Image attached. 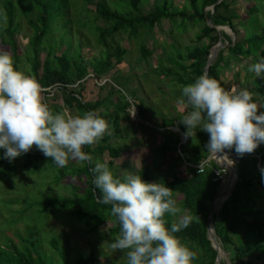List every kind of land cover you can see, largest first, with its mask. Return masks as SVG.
Returning <instances> with one entry per match:
<instances>
[{"label": "trees", "instance_id": "obj_1", "mask_svg": "<svg viewBox=\"0 0 264 264\" xmlns=\"http://www.w3.org/2000/svg\"><path fill=\"white\" fill-rule=\"evenodd\" d=\"M242 1L244 0H223L219 3V0H188V10L176 8L169 0H159L152 11L145 13L142 11V0H127L129 9L127 8L126 12L114 11L104 0H84L82 5L78 2L72 5L70 0H0V43L10 50L16 66L24 71L20 65L22 57L16 39L20 25L17 21L19 10L33 29L27 46L28 52L24 56L30 67L24 72L36 77L42 86V94L51 95L52 91L56 90L52 97L60 94L63 100L61 105L49 106L50 109L57 112L67 106L72 112L83 114L89 110L98 113V110L104 107L106 113L98 114L118 128L122 117L129 116V110L133 105L141 117L145 116L148 110L144 102L135 95V91L124 95L121 90H116L108 98L90 106L85 102L83 93L87 78L101 80L116 65L124 62L128 50L119 44L118 39L122 34L128 33L132 37H137L142 31L144 35L153 37L155 28L164 20L171 22V34L175 29L183 32L187 23L197 28V34L192 46L180 50L174 46V56L159 59L157 70L159 76L173 81L181 91L182 86L194 82L206 71L211 50L222 43L225 47L219 50L208 74L228 88L222 74L235 69L236 84L248 89L257 101L264 102V76H257L254 71L249 70L251 64L264 59V29L256 31L249 28L245 26L246 21L243 19L244 15L248 19L254 16L258 17L260 22V16L264 13V0H251L254 5L250 11L240 14ZM91 6H94V9ZM212 7H215L214 11L210 9ZM73 9L78 13L74 14ZM93 14L105 23L104 27H97L94 24V28H91L97 32L96 40L103 50L99 57L88 59L83 55V48L86 46L83 44L84 41L79 40L78 47L71 51L74 42L71 39L70 26L76 24L79 28H88L89 23L95 21L93 17H89ZM251 25L253 26L252 23ZM219 27L230 28L236 40L233 41L232 37L226 31L219 30ZM91 29L90 31H93ZM242 29L248 32L243 33ZM68 32L70 39L67 37ZM55 36L60 38L61 45L66 46L61 55L57 53L56 42H52ZM140 47L145 56H152L154 50L150 51L145 42ZM124 80V78L121 80L119 75L112 76V82L119 81L129 86V82ZM114 94L120 102L112 98ZM129 99H133L134 103H130ZM112 105L115 108L110 112ZM191 110L190 105L184 106L186 114ZM182 119L183 117H173L165 118L162 122L157 121L160 122L165 137L161 154L163 158H172L178 168L174 175L161 182L173 189V197L180 213L192 217L190 226L175 235L196 252L193 264H216L218 254L208 238V220L214 200L224 188L222 184L214 182V169L218 168L215 163H211V168L203 174H198L192 167L208 159L206 145L210 134L199 128L194 129L193 137H189L185 145H180V135L171 129L177 128L185 136L187 126L180 121ZM110 139L111 137L104 136V144L98 146L96 154L108 153L109 160L106 163L112 170L123 153L121 149L109 143ZM93 146L94 144L85 145L83 150L94 156ZM232 151L235 152L234 148ZM25 155L23 166H29L37 161L39 171L43 172L46 163L51 161L54 165L52 169L56 171L59 169L51 158L46 157L35 146ZM19 157L10 163L1 159L0 168L6 166V163L10 164L7 171L10 175H16ZM86 164L89 180L83 195L44 199L37 202V206L43 213L57 207L69 210L73 217L81 219L92 232L106 222L112 221L109 234L111 237H117L120 234V224L116 217L111 215L112 205L101 202L103 194L94 184V173L91 168L95 166V161ZM261 167H264L262 144L255 152L240 156V163L235 166L239 175L236 188L214 215L216 236L228 253L231 264H264V178L260 172ZM59 172L57 183L69 176L63 170ZM5 175L6 178H10L9 174ZM142 177L145 181L153 182V177H150L148 172ZM76 188L81 190L79 186ZM32 206L26 209L23 206L24 211H21V214H27ZM164 219L170 228L174 223V216L166 213ZM27 229L29 231L25 235L26 238L22 239L23 244L11 238L0 246V264H57L40 253L38 226L33 224ZM51 242L58 250L61 264H98L94 254L79 255L77 260L71 263L59 242L55 239ZM104 264L120 263L107 259ZM221 264H227L225 258L221 260Z\"/></svg>", "mask_w": 264, "mask_h": 264}, {"label": "rangeland", "instance_id": "obj_2", "mask_svg": "<svg viewBox=\"0 0 264 264\" xmlns=\"http://www.w3.org/2000/svg\"><path fill=\"white\" fill-rule=\"evenodd\" d=\"M70 1L72 5L75 4V2L82 5L84 2V0ZM104 1L114 11L126 12L128 11L127 8L129 9L126 3L127 0ZM169 1L178 9H188V0ZM158 2L159 0H142V11L145 13L152 11ZM253 5L254 2L251 0L242 1L240 14L243 12L245 13V11L249 12V9ZM91 8L94 9V6H91ZM72 11L74 14L78 13L76 9ZM72 16L74 17V15ZM89 17H93L95 21L92 24L89 23L88 28H79L76 24L70 26V35L74 42V48H72L71 51H74V49L78 47L77 43L79 40L84 41L85 43L83 44H86V46L83 48V55L88 59L91 57H99L103 50V47L97 43V32L91 28L94 24L97 27L105 26V23L102 20H98L94 14ZM243 19L246 21V23L244 22L245 26L249 28H254L256 31L264 29V13L260 16V22L258 21V17L254 16L248 19V17L244 15ZM17 21L20 23L16 34L19 54L22 57L20 65L22 69L27 72L26 69L29 68L30 65L24 56L28 52L27 46L29 45L33 29L28 24V21L22 17L19 10H17ZM179 22L180 21H178V23ZM90 29L93 31H90ZM171 29V22L164 20L155 28L153 37L144 35L142 31L137 37H132L128 33L122 34L118 39L119 44L128 50L124 62L120 65H116L114 69L104 75L101 80H96L93 77L87 78L83 93L85 102L88 105L94 106L97 101L108 98V96L115 93L116 90H121L124 95L135 91V95L144 102L148 110L145 116L141 117L139 114L138 116H133L131 114L133 108H135L133 105L129 110V116L122 117L118 128H115L106 119L108 128L104 136L111 137L109 143L121 149L123 153L111 170L113 174L117 176H123L126 170L141 174L142 176L148 172L150 177H153V182H161L163 179L171 177L178 171V168L175 166L176 162L170 157L163 158L161 154V147L165 143V137L164 131L159 123L165 118L183 117L186 115L184 106L186 107L189 105L179 103L181 98L179 87L170 79L168 80L159 76L157 70L159 59L162 57L166 58L169 55L174 56V46L176 49L180 50L193 45L197 34V28L191 23H187L183 32H178L175 29L173 34H171ZM224 31L232 37L233 41L236 40L230 28L224 27ZM242 32L245 33L246 30L242 29ZM67 37H70L69 32L67 33ZM59 41L60 38L55 36L52 42H56L57 53L61 55L63 51L66 50V46L61 45ZM144 42L147 44V48H149L150 51L152 49L154 50L150 57L145 56V54L141 52L140 46ZM0 46L6 48L2 43H0ZM235 73V69L223 72L222 75L226 87L231 88L232 85L236 84L234 77ZM113 75H119L121 80L124 78L129 82V86H127L126 83L123 85L119 81H116L117 84L114 81L112 82ZM54 92H56V90H53L51 95L42 94L43 99L49 106H57L63 103L60 94H56L55 98L52 97ZM112 98L119 101L115 94ZM129 102L134 103V100L129 99ZM114 108L115 106L112 105L110 107V112L114 111ZM259 111L264 112L262 108H260ZM136 112H138V110H136ZM98 113L101 115L106 113L105 108L99 109ZM73 114L76 113L73 112ZM157 121L160 122L157 123ZM171 130L180 135V145H185L182 140V136L184 135L176 128ZM104 136L92 147L93 152H95L94 156H92L95 162L100 161L106 163L109 160L108 153L103 155L96 154L98 146L104 144ZM188 139L189 137L186 143ZM262 146L264 147V143H262ZM4 151L5 150L0 149V156L3 155ZM25 156L26 155L23 154L19 157L20 165L18 164L16 175H10V172L7 171L10 164L6 163V166L4 165L0 168V246L11 238L18 241V243L21 241V244H23L22 239L26 238L25 235L27 231H29L27 227L36 224L40 231V253L49 261L61 264L58 250L51 242L55 239L59 242L61 248L65 250L71 263L77 260L79 255L94 254L98 264H104L107 259L114 260L120 264H127L128 258L125 255V250H114L111 247V242L116 238L111 237L109 234L112 221L106 222L98 230L92 232L88 225L82 222L81 219L73 217L69 210L57 207L51 208L48 213H43L40 207L37 206V202L44 199L53 200L65 197L72 198L75 194L83 195L84 190L87 188V181L89 180L88 166L86 164L88 162L70 159L67 166L59 167L56 171V169H52L54 165L50 161L46 163V167L43 168L44 171L40 172L38 167L39 162L37 163V161H34V163L29 166H23ZM210 157L209 154L208 158ZM5 160L10 163L8 159ZM211 163H214V161H211ZM60 170L65 171L69 176L61 180L60 183H57ZM5 173H7V175L9 174L10 178H6ZM226 185H223V188H225ZM77 186H79V188L81 187V190H78V188H76ZM23 206H25V208ZM30 206H32V209L27 214L24 213L22 215L21 211H24V209ZM219 209L220 208H218L216 212ZM180 214L181 213H177L174 216V222L179 219ZM19 235L21 236L19 237ZM222 259L223 257L221 260Z\"/></svg>", "mask_w": 264, "mask_h": 264}, {"label": "clouds", "instance_id": "obj_3", "mask_svg": "<svg viewBox=\"0 0 264 264\" xmlns=\"http://www.w3.org/2000/svg\"><path fill=\"white\" fill-rule=\"evenodd\" d=\"M249 70L264 76V59ZM179 103L192 109L180 120L187 126L185 138L193 137L197 128L208 132L210 156L227 157L234 164L226 149L234 148L243 157L264 143V112L259 111L264 102L246 88H225L204 72L182 86ZM107 128L106 119L93 110L73 114L65 106L53 112L36 77L20 70L10 50L0 47V149L5 150L0 159L12 162L35 146L58 167L67 166L70 159L92 163V155L83 148L95 144ZM91 171L103 194L101 202L112 205L111 215L120 224L111 247L125 250L127 264H193L196 252L175 235L190 226L192 217L182 213L170 228L164 219L166 213H180L173 189L132 171L115 176L105 162L96 161ZM260 172L264 178V167Z\"/></svg>", "mask_w": 264, "mask_h": 264}, {"label": "water", "instance_id": "obj_4", "mask_svg": "<svg viewBox=\"0 0 264 264\" xmlns=\"http://www.w3.org/2000/svg\"><path fill=\"white\" fill-rule=\"evenodd\" d=\"M222 1L223 0H219V3H221ZM211 10L214 11L215 7H212ZM209 23H211V22L209 21ZM218 29L219 30H222V29L224 30V27H219ZM223 47H225V45L220 43L218 46L214 47L211 50V54H210V57H209L208 64H207L205 72H207V73L209 72L210 67L213 65L214 61L216 60V58L218 56L219 50L222 49ZM181 134L183 135V133H181ZM182 140H183V144H186V140L187 139L185 138V136H182ZM225 151L228 152V154H230L232 152V150H227V149ZM224 158L225 159H223V158H219V160L216 159L215 162L218 165L225 167L229 171V173H230V175H229V183L224 188V190L214 200V203H213V206H212V211H211V213L209 215V220H208V238L212 242V246L215 248V250H216V252L218 254L217 263L216 264H221V258L222 257L226 259L227 264H231V261H230V257L228 255V253L223 249V247L221 246L220 241L218 240V238L216 236L215 227H214V215L216 213V210L218 208H221V206L224 204V202L231 196V194L233 193V191L236 188V184H237L238 179H239V175H238L237 170L235 169L233 164H230L231 161H229L227 159V157H224ZM232 179H234V180H233V184L231 185L230 181Z\"/></svg>", "mask_w": 264, "mask_h": 264}, {"label": "built area", "instance_id": "obj_5", "mask_svg": "<svg viewBox=\"0 0 264 264\" xmlns=\"http://www.w3.org/2000/svg\"><path fill=\"white\" fill-rule=\"evenodd\" d=\"M136 110H137L136 107L133 108V112H132V113L135 112V115L138 116L139 113L136 112ZM228 155H229V158H230L231 160L235 161V163L233 164L234 167L240 163V156H239V154H236V153H234V152L232 151V152H231L230 154H228ZM216 159L219 160V158L214 157V156H211V157L208 158L205 162H203V163H201V164H199V165H193L192 167L196 169V172H197L198 174H203V173H205V171H206L208 168H211V161H214V163L218 166L217 169H214V175H215V177H214V182H216V183H220V184H222V185H226L227 182L229 183V175H230V173H229V171H228L225 167L218 165V164L215 162ZM221 161H222V160H221ZM228 183H227V185H228ZM227 185H226V186H227Z\"/></svg>", "mask_w": 264, "mask_h": 264}, {"label": "bare ground", "instance_id": "obj_6", "mask_svg": "<svg viewBox=\"0 0 264 264\" xmlns=\"http://www.w3.org/2000/svg\"><path fill=\"white\" fill-rule=\"evenodd\" d=\"M223 159H225V158H223ZM233 180H234V179H232V180L230 181L231 185L233 184Z\"/></svg>", "mask_w": 264, "mask_h": 264}]
</instances>
